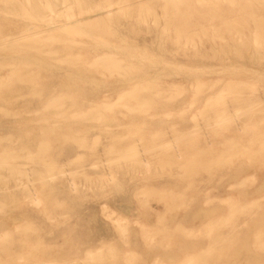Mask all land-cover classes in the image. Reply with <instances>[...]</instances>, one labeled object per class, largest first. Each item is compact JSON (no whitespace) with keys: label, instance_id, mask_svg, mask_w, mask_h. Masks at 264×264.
Instances as JSON below:
<instances>
[{"label":"rangeland","instance_id":"374dc122","mask_svg":"<svg viewBox=\"0 0 264 264\" xmlns=\"http://www.w3.org/2000/svg\"><path fill=\"white\" fill-rule=\"evenodd\" d=\"M189 261L264 264V0H0V264Z\"/></svg>","mask_w":264,"mask_h":264},{"label":"bare ground","instance_id":"6f19581e","mask_svg":"<svg viewBox=\"0 0 264 264\" xmlns=\"http://www.w3.org/2000/svg\"><path fill=\"white\" fill-rule=\"evenodd\" d=\"M230 2H231V1H230ZM49 6H50V5H49ZM109 58H110V57H109ZM220 97H221V96H220ZM190 104H191V103H190ZM221 112H222V110H221ZM221 112H219V113H217V114H218V115H221V114H222L221 116L223 117V116H224V115H223L224 113H223V112L221 113ZM215 113H216V112H215ZM227 115H228V114H227ZM234 115H235V114H234ZM221 116H220V117H221ZM193 117H194V116H193ZM223 119H224V118H223ZM192 120H193V119H192ZM206 120H207V119H206ZM234 120H236V119H234ZM234 120H233V121H234ZM196 127H197V126H196ZM262 142H263V141H262ZM168 145H169V144H168ZM164 148L167 149V145H165ZM136 149H137V148H136ZM136 149H134V150H136ZM173 149H174V148H173ZM168 150H170V149H168ZM142 162H143V161H142ZM138 164H139V163H138ZM192 171H193V170H192ZM230 205H231V204H230ZM233 206H234V205H233ZM237 211H238V210H237ZM240 211H241V210H240ZM232 212H234V211H232ZM189 263H190V261H189L187 264H189ZM183 264H184V263H183ZM190 264H192V263H190Z\"/></svg>","mask_w":264,"mask_h":264}]
</instances>
